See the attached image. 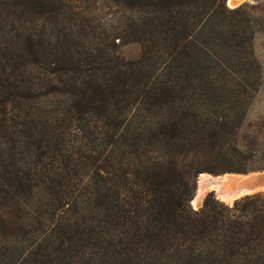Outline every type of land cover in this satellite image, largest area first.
<instances>
[{"label":"trees","instance_id":"16d2710c","mask_svg":"<svg viewBox=\"0 0 264 264\" xmlns=\"http://www.w3.org/2000/svg\"><path fill=\"white\" fill-rule=\"evenodd\" d=\"M104 1L122 28L0 0V264H264V193L192 206L203 174L264 172V120L220 105L261 86L258 8Z\"/></svg>","mask_w":264,"mask_h":264},{"label":"rangeland","instance_id":"374dc122","mask_svg":"<svg viewBox=\"0 0 264 264\" xmlns=\"http://www.w3.org/2000/svg\"><path fill=\"white\" fill-rule=\"evenodd\" d=\"M92 1L94 0H85L83 4V9L88 15L92 16L97 27L102 28V29L105 28V29H112V30H118L120 27L122 28V24L125 22V18H126L123 8H120L118 6L117 7L112 6L111 2L108 3V2H105L104 0H99V4H97V6L94 8L92 6L93 5ZM232 2H233L232 4L230 0L227 2L228 6L232 9L239 8L246 4L255 5L258 8L255 11L256 13L255 16L251 18V21L260 30L259 35L256 40L255 52H256V57L262 66L263 75H262V80H261V86L257 91L253 93H247L246 95H242L239 93H233V92L224 93L223 98L220 100V105H249L250 107V119L249 120L250 122L257 123V122H260L261 120H264V25L262 26V24L264 23L260 24L257 21V19L261 18L264 15V3H262L264 2V0H233ZM91 9L92 11H90ZM2 12H4V10L0 8V14ZM46 19H48L47 16H46ZM0 21L3 22V17L1 16H0ZM50 21L53 23L52 20ZM53 26L54 25H52V27ZM118 42L119 41H117V43ZM117 52L128 60H136L142 54L141 46L137 43H130L126 46H123L119 48ZM235 100H243L244 102L236 103L234 102ZM47 103L48 105H62L63 100L51 99L47 101ZM206 175L208 176L209 174H206ZM259 177H262V176H259ZM233 178L236 179L238 177L226 176V177H218L217 179L215 177L214 178L208 177L206 181V185L204 187V189L206 190V193L207 192L208 193L206 197L204 198V201L210 193H215V196L219 200L222 201V199H220V196H219L220 192L221 193L232 192L235 187L236 181L240 179L238 178L235 180V182H233L232 181L234 180ZM217 187H220L221 191H219V188ZM261 193H264V191ZM225 203L229 205L233 204V202L231 203L225 202ZM200 208H197V209H200Z\"/></svg>","mask_w":264,"mask_h":264},{"label":"water","instance_id":"95a60500","mask_svg":"<svg viewBox=\"0 0 264 264\" xmlns=\"http://www.w3.org/2000/svg\"><path fill=\"white\" fill-rule=\"evenodd\" d=\"M263 175H264V172H254V173H250V174H247V175L228 174V175L217 176V177L212 176V175H208V177L209 178H214L215 177L216 179L218 177H226V176H235V177H238L240 179L243 178L242 180L239 179V180L236 181L235 187H234V189L232 191L233 193L235 192V193L242 194L241 197H239L238 199H236V201H237V200H240V199H242L244 197L252 196V195H255V194H258V193L263 192L264 191V183L262 181H260V179H258V178H260L259 176H263ZM199 178H198V182H197L196 194H195V197H194L193 201H195V199L197 197V193L199 191V187H200V180H199ZM193 201H192V203H193ZM195 210H199V209H195Z\"/></svg>","mask_w":264,"mask_h":264},{"label":"bare ground","instance_id":"6f19581e","mask_svg":"<svg viewBox=\"0 0 264 264\" xmlns=\"http://www.w3.org/2000/svg\"><path fill=\"white\" fill-rule=\"evenodd\" d=\"M233 0H230L231 4L233 3L232 2ZM235 3V2H234ZM231 6V5H230ZM208 179V176L207 175H202L200 176L199 180H200V187H199V191L197 193V197L195 199V201H193V206L197 209V208H200L203 204V201H204V198L206 197L207 193H206V190L204 189L205 185H206V181ZM232 179V178H231ZM234 179V178H233ZM238 179V178H236ZM232 180L233 182H235V180ZM243 179V178H242ZM240 179V180H242ZM260 179V181H262L264 183V176L258 178ZM239 180V179H238ZM239 182V181H238ZM219 188V191H221L220 187H217ZM223 192V191H222ZM220 196V199H222V201H225V202H234L236 199H238L239 197L242 196V194L240 193H233V192H229V193H221L219 194Z\"/></svg>","mask_w":264,"mask_h":264}]
</instances>
